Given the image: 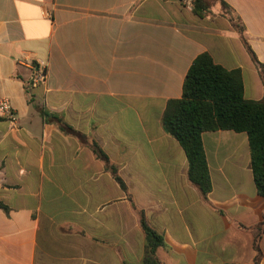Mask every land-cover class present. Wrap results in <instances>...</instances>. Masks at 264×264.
<instances>
[{
	"label": "crops",
	"instance_id": "obj_1",
	"mask_svg": "<svg viewBox=\"0 0 264 264\" xmlns=\"http://www.w3.org/2000/svg\"><path fill=\"white\" fill-rule=\"evenodd\" d=\"M181 1L0 0V98L17 117L0 118V264H142L140 211L162 264L254 263L264 197L247 133H203L205 199L162 119L203 53L264 98V0H207L204 18ZM32 64L48 80L29 90ZM260 248L264 264V232Z\"/></svg>",
	"mask_w": 264,
	"mask_h": 264
},
{
	"label": "trees",
	"instance_id": "obj_2",
	"mask_svg": "<svg viewBox=\"0 0 264 264\" xmlns=\"http://www.w3.org/2000/svg\"><path fill=\"white\" fill-rule=\"evenodd\" d=\"M225 12L240 29L228 6ZM192 12L200 18L211 14L207 0H194ZM166 132L174 137L185 151L189 163L188 179L207 199L212 181L203 147L202 135L213 131L247 133L251 153V166L257 192L264 197V98L246 100L241 73L229 71L214 63L207 53L199 55L190 67L183 86L181 99L168 102L163 115ZM94 154L103 160L121 188L127 190L115 167L110 165L105 152L97 143L92 144ZM141 226L146 237L142 264H162L157 250L165 246L164 239L147 223L140 211ZM263 226L254 241L256 256L253 264H260V239Z\"/></svg>",
	"mask_w": 264,
	"mask_h": 264
},
{
	"label": "built area",
	"instance_id": "obj_3",
	"mask_svg": "<svg viewBox=\"0 0 264 264\" xmlns=\"http://www.w3.org/2000/svg\"><path fill=\"white\" fill-rule=\"evenodd\" d=\"M182 6L192 11L194 0H182ZM32 69L34 70L31 80L28 85L29 90H34L39 87L45 86L48 80L47 70L44 66L39 64H32ZM0 118L8 119L13 125L16 124L17 117L13 110L12 104L7 98H0Z\"/></svg>",
	"mask_w": 264,
	"mask_h": 264
}]
</instances>
